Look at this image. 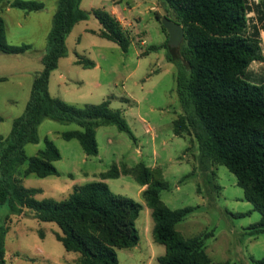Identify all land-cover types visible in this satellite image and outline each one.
<instances>
[{
	"label": "rangeland",
	"instance_id": "obj_1",
	"mask_svg": "<svg viewBox=\"0 0 264 264\" xmlns=\"http://www.w3.org/2000/svg\"><path fill=\"white\" fill-rule=\"evenodd\" d=\"M13 1L0 0L7 41L32 45L34 50L19 55L0 53V137L4 140L10 139L14 121L25 112L34 78L44 69L48 35L59 8V0H36L44 2L46 8L27 13L10 7ZM259 2L252 1L249 18L251 25L256 24L260 30L263 60L249 65L247 77L253 83L264 84V15L257 10ZM113 6L117 8L115 16L132 36L128 51L91 32L102 28L91 15L68 36L67 54L51 72L49 91L76 107L110 101V109L121 112L133 137L115 126L99 127V154L87 156L77 139L68 141L61 135L80 130L77 124L45 119L38 127L39 141L27 144L24 150L27 157H33L45 148L46 138L53 141L62 156L54 163L60 174L27 175L25 163L15 169L14 176L26 188L41 190L36 199L63 201L75 186L102 181V174L114 166L133 168L143 163L159 167L168 182V189L160 194L162 201L170 209L195 208L176 225L183 238L213 234L205 239L213 263L261 264L264 234L255 235L249 229L261 214L245 199L236 176L226 166L206 160L202 168L193 133L184 137L174 133V121L189 116L193 107L184 109L177 93L179 65H186L181 54L185 40L177 48L170 47L169 34L156 18V14L166 16L167 5L163 0H82L81 4L86 11ZM169 15L174 17L172 11ZM153 45L159 49L148 51ZM78 57L98 67L84 68L76 64ZM3 152L0 148V163ZM104 182L113 193L130 197L144 207L136 221L140 242L134 248L117 249L119 264H159L166 248L154 240L155 223L142 186L132 175ZM57 233L60 228L56 223L38 220L26 207L18 206L13 211L8 203L0 206L6 264H79L80 255L67 251L56 239Z\"/></svg>",
	"mask_w": 264,
	"mask_h": 264
},
{
	"label": "trees",
	"instance_id": "obj_2",
	"mask_svg": "<svg viewBox=\"0 0 264 264\" xmlns=\"http://www.w3.org/2000/svg\"><path fill=\"white\" fill-rule=\"evenodd\" d=\"M163 1L168 12L165 17L169 18L172 11L171 20L185 30L181 54L186 65H179L177 93L184 109L193 107L189 116L174 121V133L181 137L193 133L202 168L206 160L226 166L236 176L245 199L261 214V219L249 229L255 235L264 234V84L253 83L247 77L249 65L263 60L260 30L256 24L251 25L249 18L254 0ZM81 4L82 0H59L43 57L44 69L34 78L25 112L14 121L10 139L0 137V148L4 149L0 206L8 203L13 211L18 206L26 207L38 220L56 223L60 228L56 239L67 251L80 255L79 264H119L117 249L134 248L140 242L136 221L144 207L130 197L113 193L104 180L132 175L146 187L142 194L152 210L153 237L166 248L159 264H234L212 262L205 239L213 234L185 239L176 231V225L195 208L170 209L162 201L160 194L168 189V182L159 167L143 163L133 168L114 166L102 174V181L75 186L63 201L36 199L41 190L26 188L14 176L15 169L25 163L27 175L60 174L54 163L62 156L53 141L46 138L45 148L33 157H27L24 150L27 144L39 141L38 127L45 119L77 124L80 130L61 135L68 141L77 139L87 156L99 154V127L115 126L133 137L121 112L110 109V101L76 107L53 97L49 91L51 72L67 54L68 36L91 15L102 26L100 31L91 32L117 43L124 52L133 42L112 12L105 8L86 11ZM10 7L31 13L45 9L46 4L14 0ZM257 10L264 15V0H260ZM156 18L161 22L160 14ZM163 31H167L164 26ZM158 49L153 45L148 51ZM33 50L32 45H12L7 41L6 23L0 16V53L19 55ZM76 64L84 68L96 66L80 57ZM5 255L4 238L0 235V264H6ZM260 263L264 264V257Z\"/></svg>",
	"mask_w": 264,
	"mask_h": 264
},
{
	"label": "water",
	"instance_id": "obj_3",
	"mask_svg": "<svg viewBox=\"0 0 264 264\" xmlns=\"http://www.w3.org/2000/svg\"><path fill=\"white\" fill-rule=\"evenodd\" d=\"M161 22L169 34L168 45L172 48L179 47L185 38L184 27L166 17Z\"/></svg>",
	"mask_w": 264,
	"mask_h": 264
},
{
	"label": "crops",
	"instance_id": "obj_4",
	"mask_svg": "<svg viewBox=\"0 0 264 264\" xmlns=\"http://www.w3.org/2000/svg\"><path fill=\"white\" fill-rule=\"evenodd\" d=\"M153 8V7H152ZM109 11L110 12H112L114 15H115V13L117 12V8L115 7V6H113L111 9H109ZM118 17V16H117ZM96 66H95V68H97L98 67V65L97 64H95ZM146 189V187H142L141 188V191H143V190H145Z\"/></svg>",
	"mask_w": 264,
	"mask_h": 264
}]
</instances>
